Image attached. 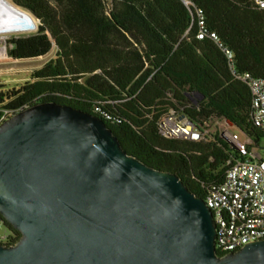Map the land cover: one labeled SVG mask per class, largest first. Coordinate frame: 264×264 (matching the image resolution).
<instances>
[{
	"label": "trees",
	"instance_id": "obj_1",
	"mask_svg": "<svg viewBox=\"0 0 264 264\" xmlns=\"http://www.w3.org/2000/svg\"><path fill=\"white\" fill-rule=\"evenodd\" d=\"M8 1L43 21L35 34L7 40L8 56L27 61L57 51L23 85L0 83V120L6 111L42 103L91 113L128 155L175 174L203 200L246 158L217 133L198 142L163 138L164 116L175 110L204 128L225 120L256 146L264 140L253 123L248 85L233 76L215 41L197 38L200 11L234 54L238 73L264 78V10L257 0ZM12 5L7 33L33 28L34 19ZM5 225L15 246L22 235Z\"/></svg>",
	"mask_w": 264,
	"mask_h": 264
},
{
	"label": "water",
	"instance_id": "obj_2",
	"mask_svg": "<svg viewBox=\"0 0 264 264\" xmlns=\"http://www.w3.org/2000/svg\"><path fill=\"white\" fill-rule=\"evenodd\" d=\"M0 216L22 235L0 264H264V239L220 256L203 199L56 103L0 125Z\"/></svg>",
	"mask_w": 264,
	"mask_h": 264
},
{
	"label": "built area",
	"instance_id": "obj_3",
	"mask_svg": "<svg viewBox=\"0 0 264 264\" xmlns=\"http://www.w3.org/2000/svg\"><path fill=\"white\" fill-rule=\"evenodd\" d=\"M264 10V0H257ZM199 31L197 38L215 41L224 52L233 76L246 83L251 92V111L255 127L264 132V78L249 73L239 74L234 64V54L220 43L216 33L210 31L204 16L198 11ZM6 33H0V61L7 57ZM22 111H6L0 125ZM160 135L166 139L189 141L205 140L206 128L198 127L186 116L171 110L158 123ZM225 139V137H224ZM238 151L246 158L226 173L222 185L212 189L204 200L212 211L217 229L216 251L220 254L235 253L246 245L264 239V155L260 146L242 143L237 135L230 136ZM252 145L253 148L249 149ZM11 231L0 217V245L12 247Z\"/></svg>",
	"mask_w": 264,
	"mask_h": 264
},
{
	"label": "rangeland",
	"instance_id": "obj_4",
	"mask_svg": "<svg viewBox=\"0 0 264 264\" xmlns=\"http://www.w3.org/2000/svg\"><path fill=\"white\" fill-rule=\"evenodd\" d=\"M23 11V10H21ZM11 12V4L6 2V0H0V33H6L4 35L6 40L11 39L15 36H28L33 35L37 32V25L39 24L31 14H29L35 21V27L30 29H24L20 33H7L9 16ZM7 42V41H6ZM7 45V44H6ZM56 48L46 56L35 60L27 61H15L8 56V46H7V57L0 61V83H3L9 87L21 86L30 79L33 71L41 68L47 62L54 59L56 56ZM206 132L209 135L218 134L225 139L227 138L230 142V136L237 135L239 141L242 143H254L249 137L244 135L241 131L236 129L232 124L225 120L213 119L206 126ZM236 147V143L230 142ZM260 153L264 155V140L260 142Z\"/></svg>",
	"mask_w": 264,
	"mask_h": 264
},
{
	"label": "bare ground",
	"instance_id": "obj_5",
	"mask_svg": "<svg viewBox=\"0 0 264 264\" xmlns=\"http://www.w3.org/2000/svg\"><path fill=\"white\" fill-rule=\"evenodd\" d=\"M7 2V1H6ZM15 8V7H14ZM16 9V8H15ZM23 12V11H22ZM27 14V13H26ZM29 15V14H28ZM30 16V15H29ZM31 17V16H30ZM32 18V17H31ZM33 19V18H32ZM34 25H35V21H33ZM35 27V26H34Z\"/></svg>",
	"mask_w": 264,
	"mask_h": 264
}]
</instances>
